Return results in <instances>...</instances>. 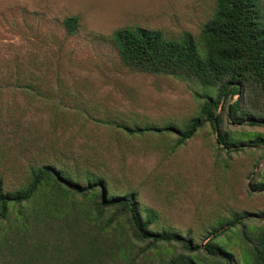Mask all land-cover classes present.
Masks as SVG:
<instances>
[{
  "label": "rangeland",
  "instance_id": "rangeland-1",
  "mask_svg": "<svg viewBox=\"0 0 264 264\" xmlns=\"http://www.w3.org/2000/svg\"><path fill=\"white\" fill-rule=\"evenodd\" d=\"M215 5L216 0H0V176L9 189L24 180L30 164L47 160L51 149L73 164L67 154L98 148L114 185L138 192L140 204L158 213V229L190 235L196 244L207 242V228L220 216L264 212V191L251 187L254 171L264 164L262 151L219 152L217 128L210 123L175 153L174 134L130 136L118 128H181L198 115L209 89L131 72L113 44L114 31L139 26L198 37ZM74 16L79 27L69 35L63 22ZM27 83L39 85L41 94L18 88ZM220 113L222 130L234 138L264 135V127L237 125L226 108ZM120 234L125 238L126 230ZM139 248L104 252L95 264H157L175 251L164 247L144 257ZM231 249L242 256L238 239ZM63 258L53 262L64 264ZM76 262L73 256L70 263Z\"/></svg>",
  "mask_w": 264,
  "mask_h": 264
},
{
  "label": "trees",
  "instance_id": "trees-1",
  "mask_svg": "<svg viewBox=\"0 0 264 264\" xmlns=\"http://www.w3.org/2000/svg\"><path fill=\"white\" fill-rule=\"evenodd\" d=\"M63 24L74 35L79 17L67 18ZM112 41L133 73L176 77L209 89L198 115L181 128L119 125V129L130 136L174 134L170 151L175 153L210 123L217 128L219 152L231 155L257 149L264 160V135L238 140L222 130L220 113L226 108L233 123L264 127V6L260 0H216L213 15L198 37L138 26L117 29ZM18 88L41 94L34 83ZM3 123L0 114L1 128ZM97 149L77 157L67 154L73 164L51 149L47 160L28 166L16 188L9 189L0 176V264H60L53 262L55 257L71 264L73 256L75 264H95L104 252L126 253L135 247L144 257L160 248H175L157 264H264V212L220 216L207 228V242L196 244L190 235L158 229V213L140 204L138 192L128 186L122 192L114 185L107 156ZM251 187L264 191V164L254 171ZM235 238L242 248L238 258L231 249Z\"/></svg>",
  "mask_w": 264,
  "mask_h": 264
}]
</instances>
